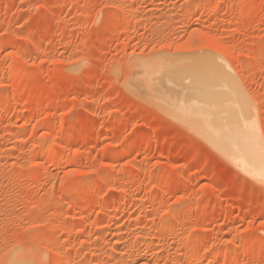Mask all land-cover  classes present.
I'll use <instances>...</instances> for the list:
<instances>
[{
  "label": "rangeland",
  "instance_id": "obj_1",
  "mask_svg": "<svg viewBox=\"0 0 264 264\" xmlns=\"http://www.w3.org/2000/svg\"><path fill=\"white\" fill-rule=\"evenodd\" d=\"M198 58L264 158V0H0V264H264V168L162 102Z\"/></svg>",
  "mask_w": 264,
  "mask_h": 264
},
{
  "label": "bare ground",
  "instance_id": "obj_2",
  "mask_svg": "<svg viewBox=\"0 0 264 264\" xmlns=\"http://www.w3.org/2000/svg\"><path fill=\"white\" fill-rule=\"evenodd\" d=\"M199 59L201 58H198V60ZM202 59L204 61H202ZM202 59L201 61L195 59L194 61H192V63L191 62L189 64L184 63L185 65L183 64L178 68L176 67L177 68L175 69L176 77L179 78L180 75L182 76V74H188L189 76H192L199 85L206 86L208 88L209 87L216 88V86H218L219 91L213 93L212 92L205 93L202 99L205 98L208 100L206 101L204 99V104L201 103L200 101L187 99V101H185L186 105L183 106V102L180 101L181 97L180 98L178 97L179 99H177L176 97V99L180 101L178 102L173 98L174 95L171 96L172 98L169 97L170 95L163 96L162 102L165 105H168L172 109H176L177 111L180 110V113L182 112V114L184 113H188V115L191 114V116L189 115V117H191V120L189 119L191 127L197 130L198 133H200V136H202L204 140L207 143H209V145L213 146L221 155H223L227 159L235 160V162H237V165L238 166L240 165V168L242 167L241 169H244V172L247 171L253 175L261 173V171H263L264 168L263 147L261 145L260 139L254 132L249 117V107H248L249 104L245 101L243 96H241L239 91L233 87V83L229 75L220 67L217 68L218 64H215V62L213 61L210 62L211 60L208 61L209 60L208 58H202ZM205 59L208 60L205 61ZM143 65L144 66L142 67V69L144 72L146 66L145 64ZM152 67L149 66V69L152 68V71L154 72L155 66ZM160 69L158 70L160 71ZM146 71L145 74H147ZM152 71L150 73H152ZM142 77L141 78L144 79V76ZM152 79H153L152 75L148 76L147 78L144 79V84L150 90L149 94L154 96L152 90V83H151ZM165 87L166 86H164L163 88ZM168 87H170V85ZM178 88H180L178 90L180 91L182 87H178ZM173 89L176 90L175 88ZM209 94L211 95V98H209ZM180 95H182V98H184L181 92L179 96ZM180 115L177 116L179 117ZM185 115L186 114H184V116ZM189 117H187V119ZM8 264H19V263L14 260H10Z\"/></svg>",
  "mask_w": 264,
  "mask_h": 264
},
{
  "label": "snow or ice",
  "instance_id": "obj_3",
  "mask_svg": "<svg viewBox=\"0 0 264 264\" xmlns=\"http://www.w3.org/2000/svg\"><path fill=\"white\" fill-rule=\"evenodd\" d=\"M178 199H183L182 197H179ZM207 264H212L211 261H207Z\"/></svg>",
  "mask_w": 264,
  "mask_h": 264
}]
</instances>
